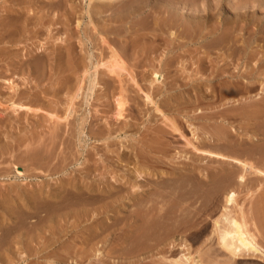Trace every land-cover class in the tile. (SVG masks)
I'll return each instance as SVG.
<instances>
[{"label":"rangeland","instance_id":"rangeland-1","mask_svg":"<svg viewBox=\"0 0 264 264\" xmlns=\"http://www.w3.org/2000/svg\"><path fill=\"white\" fill-rule=\"evenodd\" d=\"M197 8L202 25L251 27L190 36ZM263 29L264 0H0V264H264L228 261L214 233L226 192L191 173L222 167L204 155L233 150L213 142L224 124L247 146L234 155L264 170V117L250 114L264 107ZM234 38L260 49L252 61L227 56ZM240 70L255 89L219 98ZM224 165L264 247V174L241 185Z\"/></svg>","mask_w":264,"mask_h":264},{"label":"bare ground","instance_id":"bare-ground-1","mask_svg":"<svg viewBox=\"0 0 264 264\" xmlns=\"http://www.w3.org/2000/svg\"><path fill=\"white\" fill-rule=\"evenodd\" d=\"M164 8V7H163ZM201 8V7H200ZM167 10V12H168V16L166 17L167 19L169 18V16H170V11H169V8L167 7L166 8ZM194 9V8H193ZM192 9V10H193ZM202 9V8H201ZM201 9H199V10H201ZM198 8L196 9V10H193L194 12L192 13V14H190V17H193L194 18V22L193 21H191V23L189 24H186V23H184L183 21L181 22V26H183L184 25V31H190V36H191V34H192V36H196V35H198V34H200V37L202 38L206 33L204 32V30H206V29H209V32H208V34L207 35H211L210 37H213V38H215V39H221V41H223V40H225L224 38H227V37H229L228 35H229V32L228 31H232V30H235L236 28H238V26L240 25L241 26V28L242 29H244V30H248L251 26H250V24H251V22L249 23V22H247V21H245V22H240L237 18H233L232 19V17L230 18V19H228V20H226V19H220V20H218L216 17V20L214 19L213 20V22L211 23V22H206L205 24L203 23V25H202V21H201V19L200 18H203V16L202 15H200V13H198ZM148 11V10H147ZM213 11H214V9H213ZM212 11V12H213ZM151 12V11H150ZM214 12H216V11H214ZM149 13V12H148ZM209 14V13H208ZM164 15H165V13H164ZM211 15H215V14H210V16ZM208 16V15H207ZM219 17V16H218ZM161 18V17H160ZM165 18V17H164ZM206 18H208V17H206ZM210 18V17H209ZM208 18V19H209ZM211 18H212V16H211ZM220 18V17H219ZM166 19V20H167ZM164 20V19H163ZM172 21H174V20H172ZM201 21V22H200ZM205 21V20H204ZM203 21V22H204ZM212 21V20H211ZM216 21V22H215ZM166 23V22H165ZM169 23V22H168ZM175 24H177V23H175ZM258 25V24H257ZM256 25V26H257ZM260 25V24H259ZM259 25H258V27H259ZM261 26H263L262 24H261ZM190 27V29L188 30L187 28H189ZM264 30V29H263ZM259 32L260 31V29L258 28V29H254V31H253V33H255L256 34V32ZM228 32V33H227ZM187 32H185V34H186ZM222 33V35L221 36H218L219 34H221ZM186 35H188V34H186ZM207 35H205V36H207ZM233 37H236V35L235 36H233ZM223 39V40H222ZM231 39V38H230ZM235 39V40H234ZM233 39V41H232V43H230V42H228V43H230V44H227V45H225V47L224 48H226L227 50H228V52L229 53H227V56L229 57V56H238V55H235L236 53V51L237 50H239L238 52H240V54H241V50L243 51V53L244 54H242L240 57H242V58H244L245 60H248L247 62H249L250 60L252 61L253 59V57H254V55H256V53H258L259 51H260V49H252V44H246V45H238V40L236 41V39L237 38H234ZM244 40H246V39H244ZM226 41V40H225ZM228 41V40H227ZM210 42V41H209ZM216 42V41H215ZM218 42H220V40H218ZM217 42V43H218ZM223 43V42H222ZM227 43V42H226ZM202 44V43H201ZM211 44V43H210ZM213 44H214V42H213ZM220 44V43H219ZM245 44V43H244ZM222 45H224V44H222ZM222 45H219V46H222ZM208 46H209V44H208ZM213 46V45H212ZM206 47V46H205ZM216 47H217V45H216ZM264 47V46H263ZM222 48V47H221ZM263 50V49H262ZM207 51H209V50H207ZM207 51H206V54H207ZM211 51V50H210ZM209 51V52H210ZM238 54V53H237ZM111 58L112 59H109V61L107 62V63H104L105 64V66L107 67V69L108 70H110L111 72H113V73H116L118 76H121V74L118 72L119 71V69H123V61L121 60V56H120V54L117 52V51H115V50H113L112 51V55H111ZM237 58H239V57H237ZM237 58L235 59V60H237ZM234 59H232V60H234ZM241 59V58H240ZM259 59V58H258ZM260 60H261V63L259 64V69H261L260 67H264V58L263 59H261V57H260ZM259 61V60H258ZM100 63V62H99ZM104 64H102L103 66H104ZM249 64V63H248ZM225 65V64H224ZM237 65H238V63H237ZM246 65V64H245ZM220 66H222V67H224L223 65H220ZM219 66V67H220ZM97 67V66H96ZM256 67V66H255ZM255 67H254V69H255ZM105 68V67H104ZM247 68V67H246ZM258 68H257V70H258ZM252 69H253V67H252ZM223 70H224V68H223ZM245 70H247V69H245ZM249 70V69H248ZM109 71V72H110ZM219 69L217 70V73H219ZM242 70H240L239 72H237L236 74H235V76H228V77H230V79H228V80H226L224 83V85H223V87L220 89V91H219V94H218V96H219V98H223V97H225L226 95H228V94H238V93H240V92H244V93H246V92H251L252 90H254L255 89V86L253 85V82H254V80L253 79H251L250 78V73L248 72V73H245V72H241ZM260 71V70H259ZM108 72V73H109ZM110 72V73H111ZM251 72V71H250ZM123 73V72H122ZM213 73V72H212ZM216 73V74H217ZM112 74V73H111ZM215 74V75H216ZM220 74V73H219ZM251 74H253V72H251ZM218 75V74H217ZM216 75V76H217ZM220 76V75H219ZM255 76V74H253L252 75V78ZM214 77V76H213ZM227 77V76H226ZM122 78V77H121ZM224 78V77H223ZM221 80V79H220ZM258 80V79H257ZM256 80V81H257ZM10 82V81H9ZM13 81H11V83L10 84H12L11 86H13V83H12ZM17 85V84H16ZM216 86V85H215ZM12 89H13V87H11ZM80 88V87H79ZM212 92H214V96H215V91H212ZM76 95L78 96V94L76 93ZM75 95V96H76ZM240 95V94H239ZM148 96V95H147ZM217 96V97H218ZM238 96V95H237ZM248 96V95H247ZM149 97V96H148ZM232 97V96H231ZM233 98V97H232ZM239 98V97H238ZM238 98H237V100H236V103L234 104V105H231V107H235V106H239L240 105V102H239V100H238ZM245 98H246V96H245ZM211 99V98H210ZM230 99V98H229ZM234 99H236V98H234ZM242 100V99H241ZM247 101V100H246ZM233 102H234V100H233ZM230 103V102H229ZM15 105V104H14ZM13 105V106H14ZM23 105V104H22ZM246 106H251L252 105V103H246L245 104ZM15 106H18L19 107V104L18 105H15ZM20 107H22V106H20ZM24 107V106H23ZM15 108V107H14ZM250 108V107H249ZM253 107H251V109H252ZM255 110H256V108H255ZM248 111H250L249 109H248ZM253 111V110H252ZM261 111H262V113H261ZM261 111H259V112H257V111H254V112H249L253 117H255V115L257 114V113H260V114H263V117H264V107H263V109H261ZM247 115V114H246ZM249 115V114H248ZM239 116V115H238ZM251 116V117H252ZM257 117V116H256ZM258 117H261V116H259L258 115ZM258 117L256 118V119H258ZM253 119V118H252ZM263 120H264V118H262ZM262 119H261V121H262ZM260 121V120H259ZM259 121H256L257 123L259 122ZM256 122H255V124H256ZM221 125V124H220ZM222 129L219 131V133H217V135L216 136H212V139H213V142L214 143H217V144H221V146H223L224 144H226V147H224L223 146V148H227L228 147V145H229V147H231V148H233V150L232 149H230L229 147V149H228V151H230V153L228 152H222V151H215V149L214 150H212L211 149V147H210V149H207V150H205V151H207V153H208V155H204V157H207L208 159L210 158L211 159V162L212 161H216V162H214V164H216V163H219L220 165H222V167L221 168H218V167H215V168H217L218 170H215V169H212V170H207V172H205V174L203 173V170H200L199 172H195L196 171V169L195 168H193L192 167V170H191V173L199 180V181H201V182H203V183H213L214 184V188H215V192L217 191V192H222V191H225V192H223V193H225L224 195H225V200H226V204H225V206H224V210H223V212H222V214L220 215V217H218V218H216L215 220H214V233L216 234V236H217V243H218V245L220 246V249H223V251L226 253V256L228 257L229 256V260L228 261H230V260H234V259H237V258H239V257H243V256H252V257H263L264 258V247L259 243V241H258V239H257V234L255 233V231L254 230H252L251 229V227H250V224L252 223V217H250V211H248V210H245V209H243L242 207H239V212H236L235 213V211H233L232 210V208H231V204L233 205H236V203H237V194H238V192H237V190H236V188H233L232 187V185H230V184H232V183H235V182H232L233 180L232 179H234L233 177V175H234V173H235V170H234V172L230 175V171H231V169H228V167H226L224 164H227V165H236V166H234V167H236L237 168V166L240 168V170H238V171H240L239 173L240 174H238L237 175V179H238V182L242 185V184H245V181L247 180V174L246 173H249L250 171L249 170H252V169H254V171L255 172H257V173H259V174H264V170H262V169H260V168H258L257 166L255 167L254 166V163L252 162V161H250V160H248L247 158L245 159V158H242V157H238V155L236 156V155H234V153H235V151H236V153H239V151H241V153L242 152H245V150H247L246 149V147H244V145H245V141L244 140H240V141H238V139H235V138H231L230 136L231 135H229L230 133H228V131L226 130V128H227V126L224 124V125H222ZM217 130H219V129H217ZM234 136V135H233ZM211 137V136H210ZM210 137L208 138V139H210ZM208 139H207V141H208ZM206 144L209 142H206L205 140H203ZM192 142V141H191ZM210 143V142H209ZM211 143H212V141H211ZM204 146H205V144L204 143H202ZM223 144V145H222ZM202 145V146H203ZM214 145V144H213ZM195 147V149H197V150H202L201 149V147H199V146H197V144L196 145H194ZM207 146V145H206ZM205 146V147H206ZM208 146H210V144L208 145ZM211 146H212V144H211ZM215 146V145H214ZM220 146V147H221ZM218 148H219V146H218ZM222 148V147H221ZM222 148V149H223ZM225 151V150H224ZM227 151V150H226ZM232 151V152H231ZM234 152V153H233ZM254 152V151H253ZM232 153H233V155H232ZM240 153V154H241ZM204 154V153H203ZM208 162H210V160L208 161ZM213 163V162H212ZM210 164V163H209ZM213 164V165H214ZM212 165V166H213ZM211 166V165H210ZM204 168V167H203ZM209 168H211V167H209ZM213 168V167H212ZM238 169V168H237ZM247 171H249V172H247ZM237 174V173H236ZM233 176V177H232ZM192 177V176H191ZM186 180V179H185ZM189 180V179H188ZM236 180V179H235ZM190 182V181H189ZM171 183V182H170ZM183 183V182H182ZM181 183V184H182ZM197 183V182H196ZM175 184V183H174ZM200 184V183H199ZM236 184H237V182H236ZM240 184H237V185H240ZM165 185V184H164ZM163 185V186H164ZM206 185V184H205ZM231 187H230V186ZM170 188V187H169ZM158 189V188H157ZM198 189V188H197ZM156 191V190H155ZM195 191V190H194ZM159 192V191H158ZM177 192V191H176ZM179 192V191H178ZM167 193V192H166ZM198 193V192H197ZM162 194H163V192H162ZM165 194V193H164ZM169 194V193H168ZM186 194V193H185ZM161 195V194H160ZM162 196H164V195H162ZM165 197V196H164ZM158 200V199H157ZM157 200H156V202H157ZM163 200V199H162ZM161 202V201H160ZM157 204V203H156ZM155 204V201H154V203L153 204H151V205H148V207H147V211L146 212H148V213H151V211L153 212L154 210H155V207L158 205H156ZM238 204V203H237ZM156 205V206H155ZM163 205V204H162ZM160 207H162L161 205H160ZM144 208V207H143ZM159 208V207H158ZM156 209H157V207H156ZM145 210V209H144ZM171 210V209H170ZM139 211V210H138ZM163 211V210H162ZM144 213H146L145 211H143ZM158 212V211H157ZM157 212H155V213H157ZM165 213V212H164ZM150 214H148L147 216H149ZM152 215V214H151ZM157 216V215H156ZM165 216V215H164ZM163 216V217H164ZM161 217V216H160ZM146 219V218H145ZM193 219V218H192ZM143 220V219H142ZM192 222V221H191ZM147 224V223H146ZM21 226V225H20ZM49 227V226H48ZM24 229V228H23ZM5 230V229H4ZM28 230V229H27ZM9 235V234H8ZM10 236V235H9ZM12 236V235H11ZM15 237V236H14ZM48 244V243H47ZM48 246V245H47ZM119 249V248H118ZM185 257H186V261H187V264H203L202 263V261L201 260H199V259H196V258H192L190 255H185ZM212 261H214V260H212ZM211 261V262H212ZM210 262V263H211ZM225 262V261H224ZM176 264H182V261H179V260H176V262H175ZM217 262H215V264H216ZM219 263H220V261H219ZM211 264H214V262H212Z\"/></svg>","mask_w":264,"mask_h":264}]
</instances>
